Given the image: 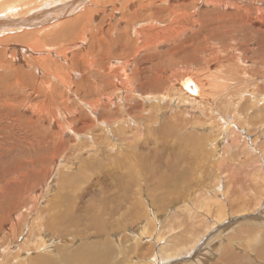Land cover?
<instances>
[{"label":"bare ground","instance_id":"obj_1","mask_svg":"<svg viewBox=\"0 0 264 264\" xmlns=\"http://www.w3.org/2000/svg\"><path fill=\"white\" fill-rule=\"evenodd\" d=\"M227 67L239 71V76L230 80L231 84H238L235 89L234 85L219 81L228 79L222 69ZM165 86H169L171 92H179L186 105L184 111H172L168 119L163 118L164 122L186 123L195 129V121H189V114L195 113L190 101L205 106L208 115L215 109L231 112L223 118L216 140L235 148L236 140H243L246 134L247 108L252 105L251 109H256V113H264V0H0V236L3 234L5 238L0 241V247L6 239L17 237L20 230L21 233L28 231L23 236L27 240L23 241L15 257L7 254L9 263L0 259V264H18V261L26 264L27 258L21 255L25 248L44 251L32 256L31 264H54V258H50L47 250L53 249L50 247L59 238L58 234H52L55 221L48 216L50 222H42L39 216L31 215L36 214L44 202L50 177L75 152H84V155L101 151L100 147L107 138L111 146L118 145L121 136L111 131L119 125L131 126L151 117H160L162 107L165 108L163 104L171 103V97L169 102L156 105L141 99ZM227 93V97L231 95L236 99L233 110H227L230 104L223 106L229 101L225 96ZM188 115L189 120L186 118L183 122V119L171 120ZM259 118L264 119V115ZM153 119L150 122L153 123ZM131 131L124 128L123 133ZM190 136V140L194 139L195 132ZM38 149L43 151L36 153ZM175 159L174 155L168 160L170 166H177ZM110 164H121L125 168L122 160H112ZM65 166L67 170L74 168L71 163ZM226 169L224 181L212 184L208 193H197V196L209 199L210 194H215L225 199L236 192L240 196L242 191L232 187L233 173L229 174ZM181 171L182 168H175L167 174L163 193L177 186ZM99 172L93 173L100 176ZM130 173L127 178L134 180L126 179V185L137 187L143 179H136V174L130 176ZM138 173L142 177L141 170ZM228 184L231 186L227 189ZM111 188L102 187L103 193L100 194L106 192L115 198L110 194ZM83 191L87 193L91 189L84 188ZM124 191L138 193L139 189L125 187ZM252 191L253 188L248 189V192ZM261 191L258 200L255 197V204H246L248 209L241 204L223 205L210 225L200 227L192 244L189 245L190 241L187 243L184 238L186 250L180 248L183 244L180 238L182 244L175 240L170 244L172 246H161L156 251L157 243L165 237V231L156 225V220H161V213L153 207L150 215V207L140 204L142 215L136 216L132 209L127 217L131 231L139 225L143 229L134 243H140L144 248L139 239L145 234L156 242L147 243L148 252L143 249L139 257L145 260L137 258L138 264H189L183 260L193 254L197 264H206L213 260L215 249L221 251L225 263L243 264L238 259L246 262L245 257L238 254V244L231 238L233 228L225 236L222 234L228 228L223 229L220 236L207 244L201 242L216 225L221 230L224 222L232 216L231 212L255 213L262 208L260 202L264 200V189ZM93 196L97 194L90 197L93 201L89 205H96L93 213L96 215L101 204ZM122 197L124 202L130 200L128 195ZM84 200L72 202V207L75 208L76 204L79 207ZM65 204L68 210L71 209ZM44 206L47 205L43 203ZM24 209H30L31 213L27 210L23 213ZM261 213L264 214V209ZM258 214L250 219L242 216V220L263 226L264 219ZM62 215L65 218L68 213L57 211L54 219L59 223ZM27 219L30 227H22ZM100 224L95 220L90 229L95 230ZM228 224V227L232 226L230 222ZM56 231L59 233L58 229ZM260 234V231L253 233L250 242L260 241ZM90 237L91 233L84 232L79 238L86 240ZM226 239L232 243L224 241ZM201 244L206 247L200 248ZM81 254L82 264L119 262L84 256L86 251L79 256ZM179 256L184 258L180 259L182 262L174 260ZM133 258L135 256H129L128 262ZM123 259L120 263L128 264Z\"/></svg>","mask_w":264,"mask_h":264},{"label":"rangeland","instance_id":"obj_2","mask_svg":"<svg viewBox=\"0 0 264 264\" xmlns=\"http://www.w3.org/2000/svg\"><path fill=\"white\" fill-rule=\"evenodd\" d=\"M227 68L222 69L224 75L227 76L228 79H219V81L228 82L230 85H234L235 89V85L238 84H231L230 80L232 77L239 76V71L236 68ZM235 69L237 70L236 72H234ZM241 87H244V84ZM165 90H167V92H165ZM153 93L152 95L145 96L141 100L147 104L153 103V105H156L162 102H169V97H171V103L178 104L177 108L171 103H164L163 105H165L166 109L164 106L162 107V111L160 110L162 115L160 114L161 116L158 117L159 119L151 117L148 120L136 122L131 126L119 125L120 127L111 131L120 134L121 141L118 145L113 144V146H111L110 139L107 138L100 147L101 151H96V154L86 153L83 155L84 152H75L71 156L69 155L66 164L71 163L74 168L67 170L65 163L57 167L56 172H54L55 174L53 173L48 182V192L47 189H45L47 195L43 203L47 206L43 207V203L39 205L36 214L35 212L32 214L30 209H28L29 211L27 209L23 210V213L27 210V212H30L34 217L39 216L42 222L47 220L50 222V219L55 221L52 234H58L59 238H61H57L58 240L55 241V245L50 247L53 249L47 250V252H50V258H54V264H82V254L79 256L82 251H86L84 256H92L103 261L108 260L111 263L119 261L118 264H121L120 260L123 259V256V260L126 259L128 264L129 262L138 264L137 261H139V259L145 260L143 257L139 258L142 250L145 249L147 253V243H155L156 239L154 240L153 237H149V235L145 234L142 239H139L144 248L141 247L139 241V245H136L134 242L137 237L141 236L143 230L141 228L142 226L139 225L136 229L131 231L127 222V217L132 212V209H134L136 216L142 215L143 211L140 210V204L142 203V206L147 208L150 207V215L152 214L153 207L157 210L159 209L161 213L160 217L162 221L160 220V223L159 220H156V225L161 230L165 231V237L163 236L164 238L162 237L163 239H161L160 243H157L159 244L158 246L156 244V251H159L161 246H172L173 244H170L175 240H178L180 244H182L181 241L183 240V244L180 248L186 250V242H184V240L186 239L187 243L190 241L189 245L192 244L193 241H195L198 230L201 229L200 227H202V225H210L212 221L216 219L215 217L220 212L223 205L232 207L233 205L241 204L243 208L246 207L245 209H248V205L256 203L255 197H257L258 200L260 195L259 192L262 193L261 190L262 188L264 189V119L259 118V116L264 115V113H256V109H251L252 105L247 108L248 118L246 134L243 140L237 139L235 142L236 147L232 148L230 145L223 144L222 140H216L218 138L217 132L222 128L221 122L223 118L229 116L231 112H219L215 109L211 110L208 115L205 106L190 101V104L195 107V113L189 114L191 118L189 115L182 118L176 116L171 118V120L174 118L183 119V122L186 118L188 120L190 118L189 121H195V129L190 124L186 123L173 124L168 120L164 122L163 118L168 119L172 111L174 113L184 111L186 105L185 99H183L179 92L169 91V86H165L164 89ZM174 93L175 96L173 95ZM227 95L228 93L225 96L229 101H226V104H223V106L230 104L231 107L228 106L227 110L230 108L233 110L236 105V99L231 95L227 97ZM201 103H203V101H201ZM174 108L178 110L175 111ZM192 117L195 119H192ZM255 117H257V120H255ZM152 119L154 121L153 123L150 122ZM223 125L226 126L225 122H223ZM225 126L224 129L226 128ZM132 127L133 129H130ZM124 128L132 130L131 133H123ZM194 132L195 138L190 140V134ZM240 135H244V133ZM224 137L225 135L222 136V138ZM129 138L130 140H127ZM114 142H116V140H114ZM42 151L43 150L38 149L36 153ZM27 153L31 152L27 151ZM174 155L176 156L175 162L177 166H170L168 160L173 158ZM84 157H86L85 160L83 159ZM116 159L122 160L125 163V168L121 164H110L112 160ZM95 163L96 165H94ZM94 166H98V168ZM84 167H86V172H84ZM175 168H182L180 184L177 183V186L170 188V191L165 188L168 192L163 193L165 184L164 179L167 174ZM139 169L141 170L142 177H140L138 173L140 171ZM225 169L229 170V174L232 175L233 173L234 181L232 182V187L233 189L237 188V191H242L240 196L238 192L229 194L225 199L223 196L217 197L215 194H210L209 199L200 195L197 196V193H208L212 189L210 187L212 184L224 181L227 177ZM96 171H100V176L97 175L98 173L94 174ZM134 171L136 172L134 173ZM129 173L130 176L136 174V179H143V182L141 181L140 185L137 186L139 189L138 193L124 191L125 187L137 189V187H134L132 184L126 185V179L127 181L134 180L127 178L129 177ZM236 175L240 178H236ZM243 180H245V182ZM239 182L240 184H238ZM219 184L216 187H218ZM223 184H225V182H223ZM106 185L113 187V189H111L115 191H111L110 194L115 198H111L112 196H109L106 192L100 194V192L103 193L100 189L102 187H108ZM230 186L231 184H228L227 189ZM84 188H90L91 191L84 193ZM249 188H253V191L248 192ZM95 194H97V196H93V198H97L98 202L101 204V210L99 214L96 215L93 214L95 213L94 206L96 205H89V203L93 201L90 197ZM124 195L130 196L128 202L123 201L122 196ZM204 196H207V194ZM83 200L88 204L81 202L79 207H77V204L75 208L72 207V202H80ZM64 202L71 206V209L68 210ZM260 203H262L260 204L262 208L257 209L255 213L247 212L248 214H244L242 212L240 214L239 212L238 214L231 212L230 214H232V216L230 218L228 217V220L224 222L225 228L222 226V229L219 230L216 225L214 230H211V233H207V237L202 240L201 243L206 242L207 244L208 241L220 236L223 229L228 228L225 234H222V236H225L233 228L231 238L232 240L234 239V243L238 244V247H236L238 254H243L246 260L245 262L242 259H238L239 262L243 264H264V225L251 224L246 220H242V216L250 219L252 215L256 216L258 212V215L264 219V214L261 213V210L264 209V200ZM87 206L90 208V210L88 208L89 211L87 210ZM40 209L42 211L44 209V211L42 212ZM57 211L59 213H68L65 218L63 215L61 216L62 220H59V223L54 219L57 218ZM48 212H50V214ZM54 214L56 215L55 217H53ZM46 216L51 218L49 219L48 217L47 219ZM238 219L240 221H238ZM95 220L100 221L101 224L99 228L91 230L90 228ZM236 220L237 223H235ZM229 222L230 226L232 225L233 227H228ZM47 224L51 226L50 223ZM23 226H25V228L30 227V220L27 219L22 224V227ZM57 229L59 233H57ZM122 231L124 233H120ZM256 231L261 232L259 237L260 241L250 242L253 233ZM27 232L28 231L25 230L21 233L20 230L17 237L11 240L6 239L5 244L0 247V259H5L4 262L9 263L10 259H6L7 254H11V258L15 257V253L22 247L23 241L27 240V237H23ZM84 232L91 233L92 237L82 240L79 237ZM53 236L54 235H51V237ZM187 238L191 240H187ZM4 239L3 234H1L0 241ZM33 239L37 240V238ZM224 241L228 240L226 239ZM228 242L232 243V241ZM218 243L220 242L218 241ZM214 246L215 242L212 244L211 248L213 249ZM199 247L205 248L206 246L205 244H201ZM214 252L212 256L213 260L209 262L210 264L211 262L216 264H228L225 263L221 251H216L215 249ZM43 253L44 251L34 252L25 248V253L21 255L23 258H27L26 264H31L32 256ZM129 256H135V258L128 262L127 258ZM180 259L184 258L181 256L174 258V260L182 262ZM183 261L190 262L189 264H197L194 254L190 255L188 260ZM17 263L21 264V261Z\"/></svg>","mask_w":264,"mask_h":264}]
</instances>
